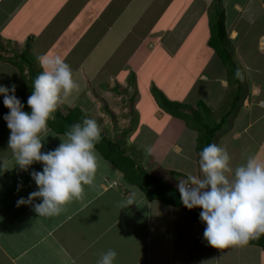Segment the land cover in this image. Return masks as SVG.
Segmentation results:
<instances>
[{
	"label": "crops",
	"instance_id": "obj_1",
	"mask_svg": "<svg viewBox=\"0 0 264 264\" xmlns=\"http://www.w3.org/2000/svg\"><path fill=\"white\" fill-rule=\"evenodd\" d=\"M206 4L208 0H0V60L4 59L15 66L19 77L27 82L32 80L27 79L30 71H42L39 57H61L72 68L73 79L82 82L81 88L72 93L73 108H77L85 118L90 114L93 115L92 119L100 118L99 125H106L108 119L107 114H101L104 110L96 107L100 104L99 97L107 101L113 96L120 105L121 98L125 100L124 106L119 108L123 114L116 110L120 117L110 120L116 126L112 123L104 127L106 131L118 128L116 132L124 139L123 144L113 140L115 133L104 134L103 130L102 134L121 145L135 163L150 173V166L147 167L144 161L152 160L153 169L156 165H163V161L174 160L175 157L183 158L189 150L196 153L197 137V133L186 127V124L184 126L182 120L162 111L159 103L151 96L155 87L170 102L188 107L192 105L187 102L193 105L202 102L205 105L204 111L209 113L201 116L202 120L207 127L215 130L212 143L227 151L231 150L241 160L245 155L253 154L255 157L257 154L258 162L264 164V85L251 82L241 106L232 104L230 112L221 115L216 122L208 120L211 113L205 101L213 90V83H219L222 89L228 87L229 83L224 74L225 67L214 50L208 46L210 26L214 21L209 19V11L204 7ZM232 5L229 9L232 17L228 26L227 13L220 12L224 17L228 38L226 49L229 53L232 50L241 59L240 64L248 75L252 72L251 79L264 76V73H255L252 67L256 60L264 58V26L258 25L263 30L256 32L255 42H247L252 25H257L256 20L258 24L260 21L252 20L247 6L241 7L237 1H233ZM261 6L262 9L256 12L259 18L264 19L263 2ZM203 18H207L209 24L202 22ZM175 24L173 33L167 37V32ZM202 24H205L204 32L192 35L191 38L189 35L188 41H191L192 48L197 46L190 52V59L187 60L186 57L183 61L185 64L181 62L183 59L174 61L173 58L179 54L176 44L182 42L186 30H192L194 26L198 28ZM193 37L200 39L198 43ZM139 53L143 56L133 64L132 58ZM162 53L179 65L180 75L175 77L177 69L172 76L161 71L158 61L155 60L157 55L161 59ZM254 54V59L248 60ZM19 58L26 61L27 66L20 65ZM90 58H94L92 65L88 69L83 68L82 64ZM150 58L153 61L149 66L148 78L139 77L144 61ZM198 63L203 65V69L198 74H193L190 66ZM156 68L160 72L157 77ZM14 81L18 82L17 78L5 83L13 85ZM197 86H200L199 91H196ZM193 90L198 93L191 100ZM79 97H85V100L79 102ZM144 97L147 101L142 105L141 100ZM64 107H67L65 111ZM73 108L62 101L57 110L66 115ZM146 111L148 114L144 115ZM131 120L135 123V128H131ZM257 125H260L257 130L261 138L258 137L256 142L252 128ZM52 133L56 135L55 138L62 137ZM186 136L188 139H185ZM0 140L8 143L9 137ZM225 144L227 146L224 147ZM138 152L144 153V157H139ZM5 159L9 161L7 171H0V264H83L82 261L85 264V260L92 264L94 259L98 260L100 254L108 249L117 252L114 264H224L225 258H233L237 264H264V251L259 247L243 245L252 250L249 252L250 256L255 253V249L259 251L254 259L241 262V246L235 249L223 248L219 254L210 249L213 253L209 252L207 255V249L193 250L192 239L188 235L186 238L189 239V252H196L194 259L185 258V255L175 258V248L171 243L166 244L150 238L148 243L147 237L141 240L142 246L138 251L137 243L133 242L134 236L126 230L127 209L120 208L118 204L132 198L134 188L120 181L118 177L110 176L109 170L103 166L97 169L93 184L84 186V193L91 187L96 190L95 197L86 200L87 203L85 199L80 200V203L73 201L65 206V212L60 216H49L45 219L46 216H38L33 209V205L40 203V200L18 207L15 203L21 197L27 199L31 192L37 190L31 173L42 171V164L33 163L27 171H22L15 167L12 154L0 151V163ZM198 159L199 156L196 155V160ZM102 160L105 161L103 158ZM108 164L111 171L113 166L109 162ZM108 190H116V194L115 197L106 198L108 202H105L102 199L105 195L108 197ZM11 196L13 204L9 201ZM99 198L102 199L97 202ZM112 205L120 209L118 217H114L118 223L117 228L120 229L116 236L113 211L108 209ZM10 206L11 209H8ZM192 223L193 226L202 224L200 220ZM19 224L21 226L16 233ZM157 233H160L159 230ZM127 235L128 241L121 240L127 239ZM181 237L183 239H180L179 247L182 252L185 241L182 234ZM85 238L87 241L83 245L81 240ZM195 240L199 241L200 237L195 235ZM80 243L81 248L77 246ZM121 246H126V250L122 251ZM88 248L92 258L88 259L86 255V259L82 260L81 253Z\"/></svg>",
	"mask_w": 264,
	"mask_h": 264
},
{
	"label": "clouds",
	"instance_id": "obj_2",
	"mask_svg": "<svg viewBox=\"0 0 264 264\" xmlns=\"http://www.w3.org/2000/svg\"><path fill=\"white\" fill-rule=\"evenodd\" d=\"M38 62L42 71L35 77L27 99L30 113L23 110L24 105L15 96V84L0 85V96L8 109L3 119L10 131L8 149L15 167L27 171L33 163L43 166L42 171L31 173L37 190L27 199L21 197L17 206L40 200L33 205L34 211L49 217L60 215L74 200H83L84 186L93 184L100 162L96 145L101 142L102 129L95 119L85 118L69 126L58 147L41 151L42 136L50 131L48 122L55 119L63 98L78 90L79 85L73 79L72 68L61 57L43 55ZM230 161L226 149L209 144L199 152L200 175H190L177 184L180 203L188 210H201L203 239L215 249L243 246L264 234V164L249 157L233 172ZM8 165L5 159L0 171H7ZM228 173H233L231 178ZM133 203L134 198H129L122 207ZM116 258L117 252L108 249L100 254L97 264H114Z\"/></svg>",
	"mask_w": 264,
	"mask_h": 264
},
{
	"label": "rangeland",
	"instance_id": "obj_3",
	"mask_svg": "<svg viewBox=\"0 0 264 264\" xmlns=\"http://www.w3.org/2000/svg\"><path fill=\"white\" fill-rule=\"evenodd\" d=\"M233 1H237L241 7L247 6V9L251 11L250 12L251 14L249 16L252 18V20L258 19V21H260V23L258 24V22L256 20L257 25H254V26L252 25V28L250 30V36L247 37V42H250V40L255 42L256 32H261V30H263V27H260L258 25L264 26V19L259 18L260 16L259 17L257 16L256 10L262 9L261 3L262 2L264 3V0H215V2L208 0V4H206L204 7H207V10L209 11L208 15H209L210 21L212 20V21H214V23L217 22V19L220 16V12H222V13L226 12L227 13L226 25L228 26L230 19L232 17L229 15V9L233 6L232 5ZM204 7H202V8L204 9ZM200 15L202 16V14H200ZM202 20H203L202 22L209 24L207 18H203ZM202 25L203 26H200L198 28H195L196 26H194L192 30L190 28H188L186 30L187 33L181 39L182 42L180 44H176L177 45L176 49L179 50V54L176 56V58H173L174 61L179 62L181 59H183L181 61L183 63L184 60L190 59V56H191L190 52L194 51L197 46L195 45L192 48V43H191V41H188V40L191 38L192 35H200L201 32H204V28H205L204 25L205 24H202ZM175 27H176V24L167 32V37L171 33H173ZM156 35H157V33H156ZM189 35H190V38H189ZM154 37L155 36H152V38H154ZM193 38H194V41L197 43H198V40H200V39L195 38V37H193ZM167 41H170V39H168ZM161 55H162L161 59H160V55L159 56L157 55L158 58L156 57V60H155V61H158V64L160 65V68H161V71H165V73L172 76L174 73H176V69H177L178 73L175 77H177L178 74L180 75L181 69L179 70V68H178L179 65L176 64L171 59V57H169L167 54L165 55L162 53ZM255 55L256 54H254L251 57H248V60L251 61L252 59H254ZM142 56H143V54H141V53L135 55L134 56L135 58H132L133 64H135L138 61V59ZM198 56L200 57V55H198ZM200 58H201V60L203 59L202 56ZM230 58H231V62H233L235 64V68L231 71L230 74L227 72V70L224 69V74L227 76V82L229 83V86L222 89L220 87L219 83L214 82L213 86H212L213 90L210 93L207 100L205 101V103L207 105H209L210 113H211L208 120H209V122H212V123L216 122L217 119L221 117V115H224V114L230 112V110H231L230 106H232V104H235L234 106H237V107L241 106L243 99L245 98L246 94L248 93L249 84L251 82H256L258 84L264 85V76L261 75V76L255 77L254 79H251L250 75L252 74V72H249V75H248V73L245 71V69H243V66H241V64H242L241 59L238 58V56L232 50H230ZM7 60L10 61V59H7ZM93 60H94V58L87 59L82 64L83 68L88 69L89 65H92ZM152 61H153V58H150L149 60L147 59L146 61H144L143 66H142L143 71L140 72L139 77L148 78L149 69H150L149 66L152 65L151 64ZM0 62H1L0 63V85L3 84L6 87H10L12 84L9 85V84H6L5 82L9 83L10 81L15 80L17 78L18 82L14 81V83H13L16 85L15 96L19 100L27 99L31 95L33 81H34L35 77L40 73L30 71V75L27 79H30V80L32 79V80L31 81L27 80V82H24V79L22 77H19L20 75H19L17 69H15V66L9 64L4 59L0 60ZM19 62H20V65H23L24 67L27 66V64H28L26 61L22 60L21 58H19ZM255 62H256L255 63L256 66L252 65V67H254V69L256 71L255 73H259V74L262 73L263 74L264 73V58L261 57L258 60H256ZM183 64H185V63H183ZM202 69H203V65L199 64V63L193 64L190 66V71L193 74H198ZM155 73H156V77H157V74H159L160 72L157 69V70H155ZM237 73H239V75ZM156 77L154 76L155 79H156ZM175 77H173V79H175ZM236 77L240 78L238 80V82H236L234 79ZM169 81L171 82V80H169ZM162 82L164 83V81H162ZM76 83L79 84V89H80L81 88L80 84L82 82L78 81ZM165 83L168 84V82H165ZM155 89L157 90L156 87H155ZM199 90H200V86H197L196 91H199ZM196 91L193 90V92H192L193 95L191 96V100L198 93ZM73 92H77V90H74ZM151 92H152L151 96L158 103L159 102L158 101L159 95L156 99L154 91H151ZM72 96H73V94H71L70 96H68L66 98H63V102L65 104L69 105L71 108L74 107V106H72V100H73ZM236 97H238V100H235ZM145 98L146 97H144L143 100H141L142 105H144L145 102L147 101ZM112 99H113V96H111L109 98V100L107 99V101H105V99L103 97H99L100 104H97L96 107H97V109H98V106L101 107V109L104 110L103 112H101V114L104 113L105 115L107 114V116H108V119L105 122L106 125H103L101 123L100 127H101L102 131L104 130V134L115 133V136H113V140L122 143V142H124V139H122L120 137L121 135L118 132H116L118 130V128H116V129L110 128L107 131L104 129V127L108 126V124L113 123V125L116 126L114 121L110 122V120H114V119L120 117V115L118 114V112H116V110H119V113L123 114L122 110L120 112L119 108L124 106L123 103H125V100H123L121 98L122 104L120 105L119 103H117L118 100L116 98L113 99L114 100L113 102H112ZM0 100H3V96H0ZM77 100H79V102H81V100H85V97L84 98L79 97ZM187 103L192 105V106H190L192 108V110L194 109V111L198 112V116L200 117L201 120H202L201 116L209 114L207 111H204L203 107L197 105L198 103H195V105H193L192 103H189V102H187ZM88 106H89V104H88ZM66 108L67 107H64L63 110L65 111ZM138 114L140 115V113H138ZM147 114H148V111H146L144 113V115H147ZM191 114H189V115L191 116V118L193 120L194 118ZM133 115H135V114H133ZM88 116H89V114H88ZM91 116H93V115L90 114V116L88 118H91ZM102 119L105 120L104 118H102ZM95 120L97 121V123H100L99 122L100 118H97V119L95 118ZM203 121H200L198 123L194 119V122L199 125V129L202 128L201 125H202ZM188 122L192 123L190 118H188ZM212 123H210V125H212ZM130 126H131V128L136 127L135 123L132 120L130 122ZM184 126H185V122H184ZM258 126H260V125H257V126L252 128V134H254L253 136L255 137L256 142L259 138H261V137H259L260 132L257 130ZM263 129H264V125H263ZM201 131L203 132V130H201ZM49 132L47 133L46 136H42L43 137L42 139L44 140L42 142L43 143V147L41 149L42 152L54 150L61 143L60 138H55L56 135H54L52 133V131H51V133H49ZM9 136H10V131L7 128V124H6L5 120L3 119V117L0 116V139H4V138L9 137ZM122 137H124V136H122ZM54 139H56L57 141H55ZM185 139H188V137L186 136ZM262 143H264V140L262 141ZM195 144H196V140H195ZM55 145H57V146H55ZM225 146H227V145L225 144L224 147ZM0 151H2V152L5 151V152L11 154V151L8 149V143L5 142L4 140H0ZM191 151L192 150H189L188 152H186L184 154L183 158H176L175 157L174 160L169 159L167 162L163 161V165H161L160 167H158L156 165L153 169H151L152 163H153L152 160L144 161V163H146L147 167L150 166L149 169L151 170L152 174H155L157 177H160L164 180L170 181L174 185L177 186L179 180L187 179L190 175H200L199 167H198V161L196 160L197 154L195 152H193V151L191 152ZM227 152L229 153V155L231 157L230 166L233 169V172L237 166L244 164L249 157H254L253 154H248V155L243 156V158L241 160L240 158H236L235 155L232 154L231 150H228ZM260 154H262V153L260 152ZM255 155H256L255 158L258 161L259 156H257V154H255ZM138 156L144 157V153L138 152ZM157 161L158 160H155V162H157ZM159 161H160V159H159ZM147 163H150V164L147 165ZM99 166H103V167H105L104 169L109 170L108 174L110 176L113 175L115 177H118L120 181L124 182L122 177L120 176L121 174L117 170H115L113 167H111V171H110V166H109L108 162L103 161L101 157H100V162H99L97 169H99ZM170 171L178 172L181 174V176H178L179 174H175V173L172 174V172H170ZM232 174L233 173H228L229 178H231ZM92 189L93 188L91 187L86 193H84L83 200L85 199V203H87L86 200L92 199L93 197H95L97 192H96V190H92ZM115 191L116 190H108L107 191L108 197L105 195L103 197V199L99 198L97 200V202H99L101 199L104 200L105 202H108L107 199H110L109 197H111V196L115 197V194H116ZM132 192H133L132 198H134L135 203H133L132 205H129L126 208L122 207L124 202H118V204H119L120 208L127 209L126 218H127L128 224L126 225V230H127V233H130L134 236L133 242L137 243V250L138 251H140L141 246H142L141 240H144L147 237L148 243H149V238L151 240L153 239L154 241L155 240L156 241H162L166 244L168 242L171 243V246L173 248H175V251H174L175 258L180 257V256L183 257L185 255V258L190 257L191 259H194L196 252L195 251L189 252V249H188L189 239H192L191 241L193 243V250H195V249H197V250L207 249V255L209 254V252L213 253V251L210 249H214L217 254L222 253L221 249H215V248L210 247L208 245L207 241H205L203 239V235H200V234H203L205 225L203 223L202 224L198 223L197 225L193 226V223L190 221V216L186 211L178 209V208L168 207V206L163 205V204L156 202V201L148 202L146 200L145 196L140 191H136L135 188ZM98 193H99V191H98ZM83 200H81V201H83ZM9 201L11 202L10 204H13L12 196L9 198ZM17 201L18 200L15 201L16 205H17ZM74 202H75V200H74ZM75 203H80V201H77ZM16 207H18V206H16ZM8 209H11V206ZM108 209L113 211V218L115 216L118 217V215L120 214V211H118L120 209H118L117 207H114L113 205L111 208H108ZM18 210H21V209H18ZM64 212H65V210L61 214H63ZM60 215H56V216H60ZM47 218L48 217H45V219H47ZM52 218L55 219L57 217H52ZM175 223H177L176 226H175ZM20 224L17 225V227H16V233H18L17 231H18V228L21 226ZM113 225H114V235L116 236V232L118 230L120 231V229L117 228L118 223H117L115 218H114ZM158 230L160 233H157ZM125 234H126V231H125ZM181 234L184 236V241H185L184 250L182 252H181V249L179 247V241H180V239H183L181 237ZM194 234L197 237H200L199 241L195 240ZM187 235H188L189 239H188V237L186 238ZM121 240L128 241V235H127V239L125 238V239H121ZM86 241H87V239L85 238L84 240H81V243L83 245H85ZM81 243L77 245L80 248H81ZM111 247H113V246L111 245ZM237 247L238 246H228L225 249H227V248L235 249ZM120 249L122 251H125L126 246H121ZM239 251L241 252L240 258H241V262H242L244 260L254 259L255 254L259 250L255 249V253L251 254V256L249 255V252H251L252 250L245 248L244 246H241ZM81 254H82L81 255L82 260L86 259V255L88 256V259L92 258V257H90V249L89 248L82 251ZM91 262H92V259H91ZM82 263L84 264L83 261H82ZM85 264H89L87 262V260H85ZM92 264H97V259H94ZM224 264H237V263L234 262L233 258L232 259L231 258H225ZM247 264H248V262H247Z\"/></svg>",
	"mask_w": 264,
	"mask_h": 264
},
{
	"label": "trees",
	"instance_id": "obj_4",
	"mask_svg": "<svg viewBox=\"0 0 264 264\" xmlns=\"http://www.w3.org/2000/svg\"><path fill=\"white\" fill-rule=\"evenodd\" d=\"M227 40L228 38L224 26V17L223 14L220 13L217 22L211 24L210 26L208 46L214 50L223 66L230 74L235 68V65L231 62L230 53L226 49ZM19 69L21 70L22 68L20 67ZM234 79L238 81L240 78L236 77ZM152 91H154L156 99L159 95L158 103L162 111L174 118L182 120L185 122L186 127L198 133L196 137L195 151L199 156V152L205 146L212 144V138L215 130L206 126L204 121L198 116L197 111L193 112L192 109L185 104L168 101L164 95L155 88H153ZM27 99L20 101L24 105L23 110L30 113L31 110L27 106ZM198 105L205 108V105L202 102H199ZM7 113L8 109L4 107L3 101H0V115L5 116ZM188 113H192L191 115L196 122L199 123L200 121H203L201 125L202 128L199 129V125L194 122V119L192 120ZM188 118L191 119L192 123L188 122ZM83 119H85L84 115H82L77 108L70 109L66 115H63L57 110L55 113V119L48 122V127L55 134L63 136L70 125L82 122ZM201 130H203V132ZM96 150L105 161L109 162L118 172H120L123 181L128 186L139 189L149 202L156 201L168 207L184 210L189 214L192 222L200 220L199 214L201 210L199 208L188 210L180 203L179 192L176 185L170 181L150 174L147 169L139 166L128 156L127 152L122 149L121 145L112 142L102 134L101 142L96 145ZM170 172L181 176L178 172ZM246 245L256 246L264 251V234H260L258 237L250 239Z\"/></svg>",
	"mask_w": 264,
	"mask_h": 264
}]
</instances>
